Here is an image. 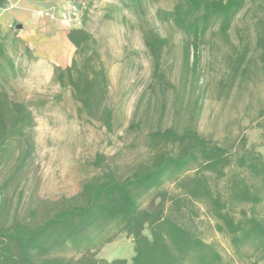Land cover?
I'll list each match as a JSON object with an SVG mask.
<instances>
[{
    "label": "rangeland",
    "instance_id": "obj_1",
    "mask_svg": "<svg viewBox=\"0 0 264 264\" xmlns=\"http://www.w3.org/2000/svg\"><path fill=\"white\" fill-rule=\"evenodd\" d=\"M177 1L140 0L133 6L128 0H82L86 8L77 29L92 36L106 76L104 105L112 114L109 129L99 118L88 117L72 99L70 89L52 79L54 66L65 69L74 59L71 45L66 62L58 61L65 56L59 52L64 29L58 25V34L48 35L54 37V43L46 38L41 42L21 37L12 29L14 41L9 43L8 53L18 74L8 83L0 79V88L10 99L29 108L35 125L12 146L14 156L25 151L28 158L21 183L8 193L11 213L41 217L56 203L75 197L84 182L107 168L117 177H124L148 159L151 131L172 125L182 127L194 108H199L193 122L197 131L224 148L234 161L250 150L264 159V48L259 46V40L264 41V0L248 2L225 34L215 26L203 36L197 49V78L183 63L184 46L190 43L188 36L162 18ZM150 31L168 40L161 52L160 86L153 77L143 40V33ZM242 56L237 72V59ZM131 122L134 127L128 129ZM10 166L0 170V182L10 173ZM235 167L233 172L239 171ZM207 176L213 179L215 174ZM162 191L166 195L163 205L177 223L213 245L224 259L237 262L229 238L217 231L204 207L181 197L174 183H166ZM150 204L153 209L162 201L150 199L143 207ZM249 209V204L237 206V219ZM111 237L98 257L129 260L131 237L116 231Z\"/></svg>",
    "mask_w": 264,
    "mask_h": 264
},
{
    "label": "trees",
    "instance_id": "obj_2",
    "mask_svg": "<svg viewBox=\"0 0 264 264\" xmlns=\"http://www.w3.org/2000/svg\"><path fill=\"white\" fill-rule=\"evenodd\" d=\"M128 1L133 6L140 3ZM260 1L178 0L169 12L163 13L162 18L190 40L183 56L187 72L197 78L198 44L208 31L218 26L225 34L248 2ZM65 32L75 49L74 59L65 69L54 66L52 79L70 89L72 99L88 117L99 118L109 129L112 114L104 105L107 81L95 42L81 29ZM13 39L12 30H0L3 83L18 74L8 53ZM143 40L152 61L153 77L159 86L163 85L160 59L168 40L152 31L143 33ZM259 46L264 48L263 40H259ZM242 59L243 56L237 59V72ZM198 113L199 108L192 109L189 121L182 127L172 125L151 131L148 159L124 177L104 169L84 182L75 197L56 203L43 216L33 213L20 217L17 211L10 212L7 199L9 190L23 179L28 153L14 156L12 146L32 131L35 120L28 107L10 99L0 88V170L11 165L10 173L0 182V264H264V159L259 152L250 150L234 161L224 148L197 131L193 122ZM133 127L131 122L128 129ZM234 165L239 171L233 172ZM191 172L192 176H188ZM210 172L215 174L213 179L207 176ZM166 183H174L181 197L204 207L217 231L229 238L237 262L224 259L213 245L175 221L163 205ZM154 198H160L162 204L153 209L152 204L143 207ZM244 204H249L250 209L237 219L235 208ZM115 231L131 237L129 260L106 261L98 257Z\"/></svg>",
    "mask_w": 264,
    "mask_h": 264
},
{
    "label": "crops",
    "instance_id": "obj_3",
    "mask_svg": "<svg viewBox=\"0 0 264 264\" xmlns=\"http://www.w3.org/2000/svg\"><path fill=\"white\" fill-rule=\"evenodd\" d=\"M61 0H0V30L7 32L14 29L18 36L28 39H39L41 42L46 38L47 42L54 43V37H48L52 32H57L61 24L55 21H49L37 16V12L41 9L58 8ZM59 25V26H58ZM63 29V28H62ZM58 34V32L56 33ZM64 42L61 45V54L58 61L66 62V53L71 49V43L67 37V33L63 30ZM52 48L49 50V56L52 55Z\"/></svg>",
    "mask_w": 264,
    "mask_h": 264
},
{
    "label": "built area",
    "instance_id": "obj_4",
    "mask_svg": "<svg viewBox=\"0 0 264 264\" xmlns=\"http://www.w3.org/2000/svg\"><path fill=\"white\" fill-rule=\"evenodd\" d=\"M85 8L82 0H61L57 9H41L36 14L49 21L57 20L64 30H72L80 25L82 12Z\"/></svg>",
    "mask_w": 264,
    "mask_h": 264
}]
</instances>
